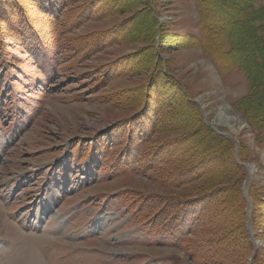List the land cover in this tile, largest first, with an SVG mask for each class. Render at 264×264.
<instances>
[{
  "label": "rangeland",
  "instance_id": "obj_1",
  "mask_svg": "<svg viewBox=\"0 0 264 264\" xmlns=\"http://www.w3.org/2000/svg\"><path fill=\"white\" fill-rule=\"evenodd\" d=\"M56 1L48 8L55 13L50 20V14H35L37 5L28 0H8L25 8L21 14L44 20L37 22L46 36L40 44L24 42L17 21L0 22V264H44L39 252L47 264H200L169 235L155 231L154 222L141 221L137 202L127 200L130 193L143 198L183 194L154 183L153 172L142 173L133 154L135 141L122 128L135 111L122 106L121 92L144 86L147 75H104L117 71L114 61L138 52L142 44L124 42L81 58L95 35L128 15L93 19L61 36L56 32L64 27L55 17L70 8L74 23L86 0H70V7L58 0L61 9ZM153 7L160 29L181 37L197 34L193 0H153ZM158 56L210 121L218 124L221 108L238 119L218 126L244 146V162L258 171L251 182L241 183L245 203L254 187L264 202V145L253 146L255 133L233 106L247 91L243 75L219 76L199 48L174 47ZM176 134L156 137L162 142ZM58 241L65 247L53 245ZM250 242L252 254L264 249L252 237ZM247 263L252 264L251 257Z\"/></svg>",
  "mask_w": 264,
  "mask_h": 264
},
{
  "label": "trees",
  "instance_id": "obj_2",
  "mask_svg": "<svg viewBox=\"0 0 264 264\" xmlns=\"http://www.w3.org/2000/svg\"><path fill=\"white\" fill-rule=\"evenodd\" d=\"M28 1L37 5L35 14H50L53 20L55 13L48 11L54 8L53 0ZM57 1V8L70 7V0H61V5ZM82 5L74 23H70V8L55 17L64 27L56 33L66 36L70 29L93 19L128 15L109 31L95 35L97 40L82 50L81 58L124 42L142 44L138 52L114 61L117 71L105 70L104 75L112 79L134 72L147 75L144 86L121 92L122 106L135 111L122 128L127 130L130 142L135 141L133 154L142 173L149 170L153 172L154 183L183 192L173 197L147 198L130 193L127 200L130 204L137 202V217L154 222L155 231L169 235L172 242H178L200 264H248L250 257L252 264H264V249L252 254L246 227V203L240 191L246 179L240 165L247 156L244 146H239L236 153L230 140L205 125L197 105L158 56L174 47L199 48L219 76L240 72L247 91L233 106L255 133L256 145L263 147L264 0H193L198 15L197 34L182 37L160 29L153 0H86ZM21 8L24 7L16 2L9 4L8 0H0L3 20L0 22L17 21L19 35L26 43L46 41L37 24L44 20L21 14ZM67 25L70 27L66 28ZM71 48L79 53L77 45ZM174 133L177 134L159 142L160 135ZM259 191L257 187L250 191V222L255 236L261 239L264 238V202Z\"/></svg>",
  "mask_w": 264,
  "mask_h": 264
},
{
  "label": "bare ground",
  "instance_id": "obj_3",
  "mask_svg": "<svg viewBox=\"0 0 264 264\" xmlns=\"http://www.w3.org/2000/svg\"><path fill=\"white\" fill-rule=\"evenodd\" d=\"M226 109V108H225ZM224 109V110H225ZM218 113H220V114H218V117H217V123L218 124H221V125H225L226 126V124L227 123H229V122H231V121H234V122H236V121H238L235 117H232V116H229L225 111H223L222 110V108H221V110L218 112ZM233 122V123H234ZM230 125V124H229ZM231 129V128H230ZM233 129V128H232ZM231 129V130H232ZM55 243V244H54ZM53 243V245H56V246H58L59 248H62V247H65V246H62V243L61 242H54ZM39 254H40V256L42 257V259H43V262H44V264H47L45 261H44V258H45V256H44V254H42L41 252H39Z\"/></svg>",
  "mask_w": 264,
  "mask_h": 264
},
{
  "label": "built area",
  "instance_id": "obj_4",
  "mask_svg": "<svg viewBox=\"0 0 264 264\" xmlns=\"http://www.w3.org/2000/svg\"><path fill=\"white\" fill-rule=\"evenodd\" d=\"M238 120V119H237ZM214 125H216V126H218V124H216V123H214V122H212ZM223 127H225V126H223ZM242 128H243V126H242ZM251 170H253L254 172L253 173H255L256 172V170H255V168H254V166H252L251 167Z\"/></svg>",
  "mask_w": 264,
  "mask_h": 264
},
{
  "label": "clouds",
  "instance_id": "obj_5",
  "mask_svg": "<svg viewBox=\"0 0 264 264\" xmlns=\"http://www.w3.org/2000/svg\"><path fill=\"white\" fill-rule=\"evenodd\" d=\"M254 242H255L256 244H261V243H264V241H262V240H259V239H258V240H255Z\"/></svg>",
  "mask_w": 264,
  "mask_h": 264
}]
</instances>
